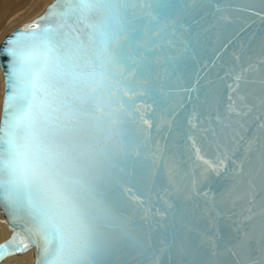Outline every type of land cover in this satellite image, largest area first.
<instances>
[{
	"label": "snow or ice",
	"instance_id": "6c2138e0",
	"mask_svg": "<svg viewBox=\"0 0 264 264\" xmlns=\"http://www.w3.org/2000/svg\"><path fill=\"white\" fill-rule=\"evenodd\" d=\"M174 9L171 0H57L4 42L0 203L25 234L0 244V259L34 247V264H108L123 228L116 213L129 203L123 189L141 182L136 104L156 94L159 57L170 62L157 42ZM198 159L217 171L230 157Z\"/></svg>",
	"mask_w": 264,
	"mask_h": 264
},
{
	"label": "water",
	"instance_id": "95a60500",
	"mask_svg": "<svg viewBox=\"0 0 264 264\" xmlns=\"http://www.w3.org/2000/svg\"><path fill=\"white\" fill-rule=\"evenodd\" d=\"M171 3L175 9L160 22L166 35L157 42L170 62L159 57L156 94L136 104L141 118L131 127L143 136L141 182L123 189L129 203L116 213L123 228L108 264H252L264 253V4ZM225 151L230 159L217 171L198 159ZM8 211L0 203L8 228L24 235L25 222L17 217L13 225Z\"/></svg>",
	"mask_w": 264,
	"mask_h": 264
},
{
	"label": "bare ground",
	"instance_id": "6f19581e",
	"mask_svg": "<svg viewBox=\"0 0 264 264\" xmlns=\"http://www.w3.org/2000/svg\"><path fill=\"white\" fill-rule=\"evenodd\" d=\"M53 0H0V44L18 26L38 17ZM3 98V77L0 69V106ZM3 215L0 214V244L7 243L14 235ZM30 248L26 253L5 256L0 264H32Z\"/></svg>",
	"mask_w": 264,
	"mask_h": 264
}]
</instances>
